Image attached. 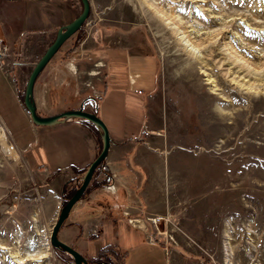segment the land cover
I'll return each instance as SVG.
<instances>
[{
  "label": "rangeland",
  "instance_id": "rangeland-1",
  "mask_svg": "<svg viewBox=\"0 0 264 264\" xmlns=\"http://www.w3.org/2000/svg\"><path fill=\"white\" fill-rule=\"evenodd\" d=\"M88 1L82 38L75 43V32L64 41L38 78L57 83L49 98L54 104L73 106L84 94L97 99L101 92V107L103 67L80 55L81 43L94 29L98 42L91 47L102 48L98 37L103 41L110 32L136 29L151 41L160 62L164 120L163 139L152 142L163 152V161L152 174L159 200L150 206V218L157 223L145 221L157 250L149 251L151 264H264V0ZM55 31L22 38V46L16 43L21 34L15 27L6 33L11 54L15 50L28 63L15 81L21 94ZM3 85L0 75V89ZM107 85L108 92L125 91L109 81ZM123 113L127 123L122 129L141 133L143 110L131 106ZM99 117L106 124L101 111ZM1 148L0 264H73L48 243L58 204L28 173L18 153L12 158ZM124 235L115 238L109 232L98 244L119 240L122 249H129L133 243H125ZM96 251L91 243V254ZM136 255L128 264H146ZM84 257L89 263L96 256Z\"/></svg>",
  "mask_w": 264,
  "mask_h": 264
},
{
  "label": "crops",
  "instance_id": "crops-1",
  "mask_svg": "<svg viewBox=\"0 0 264 264\" xmlns=\"http://www.w3.org/2000/svg\"><path fill=\"white\" fill-rule=\"evenodd\" d=\"M77 11L75 0H0V36L5 41L6 33L15 27L17 33L21 34L16 43L20 42L22 46L25 41H21L22 38L28 39L36 33L49 34L71 21L78 14ZM96 32L94 29L87 36L79 50L80 55L95 58L98 66L103 67L101 83L106 89L101 107L93 100L95 94H84L83 99L73 106L54 104L49 98L54 90L52 87L57 88V83L50 84L38 76L32 89V100L39 116H52L79 107L87 112H96L98 116L101 111L110 135L106 159L94 179L101 183L109 175V182L85 190L70 208L57 237L83 257L85 253L97 257L100 249L109 245L126 251L123 264H128L127 259L135 252L138 258L143 257L146 264H151L153 260L149 251L157 250L155 244L149 242L151 233L149 223L145 221L153 214L150 206L159 200V190H154L152 174L160 171V162L163 161L159 156L163 152H157L152 144L164 137V120L160 118L163 104L159 90L160 62L151 41L141 29L126 33L110 32L109 37H103V41L98 37L99 42L103 43L102 48L91 47L98 42ZM13 60L14 68L10 75L5 76L0 72L4 83L0 89V119L17 149L22 165L28 173L38 178L40 186L46 188L48 196L60 208L63 184L67 180L75 182L87 164L96 157L101 148L100 132L91 123L75 118L51 126L32 124L22 105L21 91L15 86V81L19 82L28 63L21 62L19 54L14 55ZM108 81L125 91L108 92ZM101 94L97 95V99ZM141 95L144 99H141ZM105 104L112 106L108 108ZM131 106L142 109L146 120L145 128L138 135L122 129L127 123L124 120L127 115L123 111ZM109 232L115 238L119 237L120 232L125 233V243L131 242L133 245L129 249H122L119 240L98 244ZM137 237L142 243H134ZM91 243L98 249L96 255L91 254ZM161 247L166 254L165 247ZM143 249L146 251L142 255Z\"/></svg>",
  "mask_w": 264,
  "mask_h": 264
},
{
  "label": "water",
  "instance_id": "water-1",
  "mask_svg": "<svg viewBox=\"0 0 264 264\" xmlns=\"http://www.w3.org/2000/svg\"><path fill=\"white\" fill-rule=\"evenodd\" d=\"M78 1L81 6L79 13L71 21L59 26L56 29L53 40L45 48L44 52L41 54L39 59L34 63L32 69L30 70L23 88L21 102L29 115L30 121L36 126H51L56 123L65 122L75 118L91 123L100 132L101 148L98 154L91 162L87 164L84 171L80 175V183L77 187H75L69 198H67L66 201L60 206L48 235V243L50 247L60 250L68 255L71 258L73 264H88L85 258L79 252L59 240L57 237V233L60 226L66 219L70 208L82 197L89 182H91L93 178L95 170L106 159L110 146V135L108 128L96 113L84 111L81 107H79L78 109L66 110L52 116H39L36 113L35 106L32 100L33 84L38 74L41 72L46 63L51 59V57L57 52L63 42L71 37L77 30H79V28L84 24L86 18L88 17L89 9H91L89 1Z\"/></svg>",
  "mask_w": 264,
  "mask_h": 264
},
{
  "label": "trees",
  "instance_id": "trees-1",
  "mask_svg": "<svg viewBox=\"0 0 264 264\" xmlns=\"http://www.w3.org/2000/svg\"><path fill=\"white\" fill-rule=\"evenodd\" d=\"M76 34H77V37L75 39V43H78L83 36V33L81 32V28L76 31ZM93 100L97 104V99L93 98ZM94 113H96V112H94ZM102 164L95 170L93 178L91 180V183H89V185L87 186L86 189H88L89 187L95 186V185H97V186L98 185H105L109 182V175H106V179L101 183L94 181L95 175L98 172V170L100 169V167L102 166ZM79 183H80V177L75 182L68 180L64 184L63 189H62L63 203L66 201L67 198H69V196L72 194L75 187H77ZM125 255H126V251H119L117 248L107 245V246H103L100 249V253L98 254L97 257L92 258L89 261H92L94 264H104V263H107V264H123Z\"/></svg>",
  "mask_w": 264,
  "mask_h": 264
},
{
  "label": "built area",
  "instance_id": "built-area-1",
  "mask_svg": "<svg viewBox=\"0 0 264 264\" xmlns=\"http://www.w3.org/2000/svg\"><path fill=\"white\" fill-rule=\"evenodd\" d=\"M14 68V60L10 50L5 44L4 39L0 36V72H2L5 76H8L12 73ZM0 136L5 139V142L8 144L10 150L17 152V149L13 142L10 140L8 133L5 130L4 124L0 119ZM1 148V146H0ZM2 149V148H1ZM3 151V150H2ZM3 153L7 156V154L3 151ZM152 224H156L157 218H149L148 219ZM159 234V233H156ZM149 242L154 243V239L152 236H149Z\"/></svg>",
  "mask_w": 264,
  "mask_h": 264
},
{
  "label": "bare ground",
  "instance_id": "bare-ground-1",
  "mask_svg": "<svg viewBox=\"0 0 264 264\" xmlns=\"http://www.w3.org/2000/svg\"><path fill=\"white\" fill-rule=\"evenodd\" d=\"M173 29V28H172ZM182 34V33H181ZM185 37V36H184ZM185 39V38H184ZM187 40V39H186ZM183 42H184V40H183ZM187 44V43H186ZM194 46V45H193ZM189 49V48H188ZM190 50H191V52H192V54H197L196 52H197V50H196V52L194 51L195 49H192V48H190ZM190 52V53H191ZM210 76V75H209ZM212 78V77H211ZM211 78H209L208 80L210 81V82H212V83H215V82H213V80L214 79H211ZM213 86V85H212ZM216 87V86H215ZM216 89V88H215ZM213 90H214V87H213ZM213 90H211L212 92H213ZM215 93V92H214ZM0 144H1V146H2V148L3 149H5V152H7V154H9L12 158H14L13 156L14 155H16V152H14V151H12V150H10V148H9V146H8V144L5 142V139L2 137V136H0ZM8 155V156H9ZM15 157H17V156H15ZM31 256V255H30ZM30 256H28V257H30ZM32 257V256H31ZM20 262H22L21 261V259L19 260Z\"/></svg>",
  "mask_w": 264,
  "mask_h": 264
}]
</instances>
